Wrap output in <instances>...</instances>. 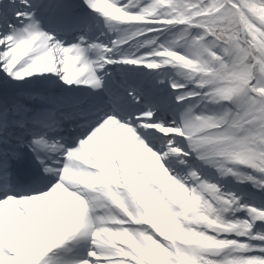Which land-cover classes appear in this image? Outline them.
Instances as JSON below:
<instances>
[{
  "label": "snow or ice",
  "instance_id": "obj_1",
  "mask_svg": "<svg viewBox=\"0 0 264 264\" xmlns=\"http://www.w3.org/2000/svg\"><path fill=\"white\" fill-rule=\"evenodd\" d=\"M0 264H264V0H0Z\"/></svg>",
  "mask_w": 264,
  "mask_h": 264
}]
</instances>
